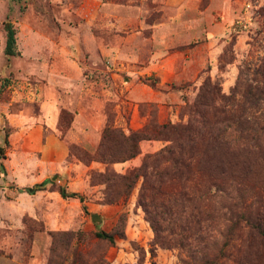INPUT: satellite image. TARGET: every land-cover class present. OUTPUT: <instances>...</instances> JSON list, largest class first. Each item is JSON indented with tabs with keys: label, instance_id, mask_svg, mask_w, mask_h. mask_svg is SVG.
Segmentation results:
<instances>
[{
	"label": "rangeland",
	"instance_id": "1",
	"mask_svg": "<svg viewBox=\"0 0 264 264\" xmlns=\"http://www.w3.org/2000/svg\"><path fill=\"white\" fill-rule=\"evenodd\" d=\"M7 22L15 55L4 52ZM204 81L225 113L192 108ZM190 118L224 129L233 149L264 122V0H0V264H233L214 259L225 230L212 203L203 239L185 246L182 211L154 210L164 245L139 204L140 167L170 134L124 157L132 132ZM212 174L199 165L189 181L201 194ZM243 180L264 197V156Z\"/></svg>",
	"mask_w": 264,
	"mask_h": 264
},
{
	"label": "trees",
	"instance_id": "2",
	"mask_svg": "<svg viewBox=\"0 0 264 264\" xmlns=\"http://www.w3.org/2000/svg\"><path fill=\"white\" fill-rule=\"evenodd\" d=\"M5 29L4 52L7 55H15V30L10 22L5 24ZM154 84L153 81L152 85ZM218 99H221V96L216 85L204 81L199 87L192 108L194 111L199 109L198 113L203 114L208 111L215 114L225 113L226 110L222 104L221 106L216 105ZM250 121L248 120L247 123ZM252 122L246 125L250 131L243 136V144L237 149H233L232 143L221 135L224 129L214 128L212 121L208 119L197 122L190 118L183 125L164 123L159 126L158 130L146 127L129 135L128 138L133 141V148L124 156L125 158H130L137 153L140 140L157 138L156 133L170 134V138L167 139L170 143L160 151L146 155L140 167L143 182L138 201L148 217L155 237L162 244L166 245L167 241L163 238L159 239L161 237L160 223L154 210L160 208L161 211L174 215L173 217L180 211L184 213L183 223L179 225L178 231L181 233L179 235L180 245L185 246L203 239L200 234L196 233L202 231L204 226L201 221L202 219L204 221L205 213L211 209L209 203H212L213 209L220 211L225 230L222 234L225 240L214 254L216 261L230 257L233 264H245V259L246 264H249V261L254 260L258 253L264 252V197L251 193L252 187L247 186L243 180L247 177L248 170L252 167L256 157L264 156V122ZM107 132H109L108 129L103 138L107 136ZM1 152L2 148H0ZM256 152L258 155H253V158L249 157ZM241 156L244 158L240 159ZM199 165L213 169L215 173L211 175L201 194L189 181L193 170ZM148 167L152 170H148ZM133 177H135L134 170L125 176L129 179ZM46 184L47 181L43 180L33 186L24 187L22 190L33 194L44 189ZM130 187L132 184H127L125 191H128ZM58 192L63 198L77 197L83 201L81 195L67 191L63 186H59ZM216 197L225 199V202H219V207H215ZM217 216L216 213L215 217ZM194 230L198 231L194 232ZM96 234L109 242L115 239L113 233L102 231ZM226 247L231 248L230 253L225 251Z\"/></svg>",
	"mask_w": 264,
	"mask_h": 264
},
{
	"label": "water",
	"instance_id": "3",
	"mask_svg": "<svg viewBox=\"0 0 264 264\" xmlns=\"http://www.w3.org/2000/svg\"><path fill=\"white\" fill-rule=\"evenodd\" d=\"M91 218L93 221H99L100 220V217L97 214H92Z\"/></svg>",
	"mask_w": 264,
	"mask_h": 264
}]
</instances>
